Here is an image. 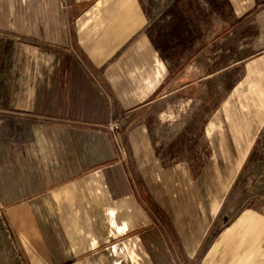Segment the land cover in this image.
Returning <instances> with one entry per match:
<instances>
[{
  "label": "crops",
  "instance_id": "crops-1",
  "mask_svg": "<svg viewBox=\"0 0 264 264\" xmlns=\"http://www.w3.org/2000/svg\"><path fill=\"white\" fill-rule=\"evenodd\" d=\"M201 1L212 24L173 56L142 0H0L34 49L0 109L17 264H264V0Z\"/></svg>",
  "mask_w": 264,
  "mask_h": 264
},
{
  "label": "rangeland",
  "instance_id": "rangeland-1",
  "mask_svg": "<svg viewBox=\"0 0 264 264\" xmlns=\"http://www.w3.org/2000/svg\"><path fill=\"white\" fill-rule=\"evenodd\" d=\"M144 6L152 12L153 16L156 18L157 23L159 22L160 27L165 31V33H169L171 30V17L163 18V16H159V14L163 11H168L173 7L175 0H142ZM197 3L198 5L204 9L205 16H202L200 19L201 24L211 25L213 19V9L214 7H208L207 1H195V0H178L174 9L187 8L190 6V3ZM203 9L201 13L203 12ZM209 10V11H208ZM196 15L193 13L190 18L189 23H193ZM193 19V20H192ZM193 28V27H192ZM189 26L188 29H192ZM208 28V27H207ZM209 29V28H208ZM34 49L30 45H25V42L18 39H12L9 37L7 33L0 30V109L5 105V96L4 90L7 88H18L20 83L21 73L23 71L30 72L33 67V52ZM7 122L4 117V113H0V139L4 136L6 131ZM9 129V128H8ZM201 147V151L199 148V156L197 159L193 160V165L196 171H200L208 162V158L210 155V149L208 148L207 140H205ZM258 154L260 159L253 161V163L249 167V171L253 173V179L255 180V175L259 173V171H264V143L258 145ZM242 180V179H241ZM238 182V192L237 194H241L245 189V180ZM255 185V184H254ZM255 189V186H254ZM242 203V204H241ZM250 203L247 202V205ZM244 206L245 200L237 203V206ZM6 228L2 220V213H0V264H17L16 261H13L11 247L9 241H7L6 237Z\"/></svg>",
  "mask_w": 264,
  "mask_h": 264
},
{
  "label": "trees",
  "instance_id": "trees-1",
  "mask_svg": "<svg viewBox=\"0 0 264 264\" xmlns=\"http://www.w3.org/2000/svg\"><path fill=\"white\" fill-rule=\"evenodd\" d=\"M196 1V0H195ZM178 3V0H175V3L173 5V7H171L170 10L167 11V13H165L163 15V18H167V17H171V30L169 31V33H165V31L162 29V27H160L159 22L157 23L156 26V32H155V36H154V42L156 43V45L158 46V48L162 51L165 52L168 55H173V56H178L180 54L181 48H180V44L181 42L184 40H186V38H188V36L191 38H193L194 35H196V24L200 21L199 19H202V16L205 15H200L202 8L200 6H198V2L197 3H193V6H189L187 8H180V9H174L176 4ZM207 3L209 4L210 7H214V1H207ZM192 4V2L190 3V5ZM198 4V5H197ZM196 8H199L200 10V14L197 12ZM193 13L196 15V18L193 20V23H189L190 18L188 17H192ZM203 13V12H202ZM189 26H191V30L188 29ZM207 34V31L205 30V33ZM174 45H178V47H173ZM181 63H176L175 67L176 70H180L181 68ZM186 63L183 65L185 66Z\"/></svg>",
  "mask_w": 264,
  "mask_h": 264
},
{
  "label": "built area",
  "instance_id": "built-area-1",
  "mask_svg": "<svg viewBox=\"0 0 264 264\" xmlns=\"http://www.w3.org/2000/svg\"><path fill=\"white\" fill-rule=\"evenodd\" d=\"M108 129L111 131V132H116L118 130H120V125L118 123H112Z\"/></svg>",
  "mask_w": 264,
  "mask_h": 264
}]
</instances>
